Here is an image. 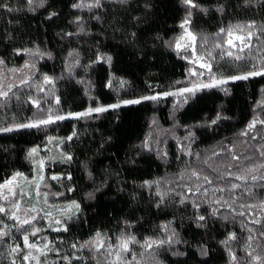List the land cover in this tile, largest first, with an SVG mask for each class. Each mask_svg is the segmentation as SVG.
<instances>
[{
    "label": "trees",
    "instance_id": "trees-1",
    "mask_svg": "<svg viewBox=\"0 0 264 264\" xmlns=\"http://www.w3.org/2000/svg\"><path fill=\"white\" fill-rule=\"evenodd\" d=\"M76 2L34 0L29 5L27 0H0L6 5L0 7V58L5 61L2 65L5 70L14 79L17 78L8 98H0V127L46 119L49 112L54 117L126 99H140L153 90L158 80L163 82L162 87H166L171 82L189 79L196 66L193 68L188 61L180 58L174 46L182 30L180 25L189 11L182 0H129L127 5H120L114 0H102L104 7L93 9L92 12L87 8H73ZM196 2L201 8L207 9L206 12L191 9L200 27L218 26L229 14L240 16L250 12L264 16V7L259 3L248 6L244 0ZM221 5L223 12L217 11ZM9 7L13 11H8ZM52 12L58 15L49 19ZM93 14L99 15L101 20L91 19ZM77 17H83L85 21L84 33H80L79 26L73 23ZM67 33L73 35L68 36ZM260 39L263 49L264 32ZM25 49L31 50L32 54L26 53ZM234 52L243 58L246 53L238 50ZM70 53H78V56ZM102 56H110L111 62H96ZM76 60L78 63H75ZM26 63L32 67L24 68ZM11 69L22 71L13 72ZM45 76L53 78L54 84H46ZM22 80H27V83H21ZM109 82L111 87H108ZM223 87L227 92L221 88H202L194 95L180 94L167 121L164 113L160 114L154 111L153 105L143 103L93 114L78 122L55 121L41 129H19L7 137L0 134V178L18 165L25 164V152L30 143L40 141L42 135L45 138L48 128L60 126L57 128L60 129L59 136L64 138V146L70 150L72 159L59 177L62 185L55 187L49 184L46 197L51 201L54 193L67 194L70 189H74L82 194L92 208L90 212H93L87 218H77L70 224L69 241L64 238L67 242L63 243V248L60 247L74 264L76 257H85L80 247L87 241L80 237L84 232L83 225L86 222L94 223L98 215L106 211L108 207L102 198L114 190L113 182H120L125 189H129L127 179L121 177L117 169L120 159L110 162L114 157L110 151L120 137H134L135 127L150 118L151 123L145 124V129H148L146 137L140 143L134 141L133 145H129L131 151L133 147L145 153L148 151L150 159L160 168L158 176L149 180L159 181L158 184L145 186L146 192L142 187L133 188L136 190L134 194L140 197L131 214L132 224L138 232L135 234L138 243L130 245L132 252L126 254L129 258L132 254L136 255L133 264H223L224 253H228L229 249L232 251L235 247H241L245 252V249L254 245L259 248L256 254L264 256V237L260 236V232L264 231V218L255 237L259 241L252 243V247H249L251 242L241 243L243 236L236 231L238 228L248 230L250 226L248 220L237 213V207L251 200H264V186L252 182L250 178L246 185L231 177L220 179L228 172L229 165L232 166V172L239 173L240 170L264 162V157L259 155L264 146V125L257 123L253 130L248 131V135H241L253 119L264 120V76L251 77L238 86L228 83ZM56 97H59V104L56 103ZM32 100H37L40 108ZM213 120L216 123H212ZM156 125V130H164V134L156 139L153 133L151 141L157 142L158 148L149 151L144 144ZM73 132L76 135L68 140ZM172 143L175 149L171 148ZM230 150L240 156L239 161L232 160L233 151ZM161 151L166 152L167 156H161ZM189 151H194L193 155H188ZM140 159L146 158L141 156ZM192 169L208 175L213 184L201 181L200 192L188 193L189 200L181 204V197L177 193L186 192L183 186L188 185L187 178ZM182 173L185 176L183 180L179 179ZM243 174H247L246 171ZM69 176L71 179L67 178ZM189 183L193 186L198 182ZM230 183L243 186L235 193L239 196L235 203L232 202V193L215 192L218 186ZM243 188H249L251 195L243 193ZM45 189L42 188V191ZM205 189L207 196L203 195ZM157 191L164 194L163 202ZM220 196L228 201L231 208L213 202ZM191 201L200 204L199 210L192 206ZM6 202L0 199V205L5 208ZM197 215L209 218L206 227L196 226L194 217ZM39 220L37 218L34 222ZM14 223L8 216L0 214V227L6 224L9 231V236L0 240V243L20 238L24 229L32 225L20 227L18 224L19 227H15ZM165 224L178 233L182 242L170 246V250L166 246L146 251L141 245L149 238L163 239L166 233L162 226ZM233 232L236 234L235 240L229 241L227 246L221 243ZM73 244L77 248H73ZM201 246L207 249L206 256L201 254ZM173 251L184 255H173ZM90 252L94 256L103 255V252ZM111 260L114 257L106 254L99 258V264H107Z\"/></svg>",
    "mask_w": 264,
    "mask_h": 264
},
{
    "label": "rangeland",
    "instance_id": "rangeland-1",
    "mask_svg": "<svg viewBox=\"0 0 264 264\" xmlns=\"http://www.w3.org/2000/svg\"><path fill=\"white\" fill-rule=\"evenodd\" d=\"M255 14V15H254ZM247 13L243 15H228L226 20L222 23H218V26L215 27H200L198 24L197 17L194 15V13L191 14V23L190 25H187L188 31H191L196 36L195 44L192 45L190 43V38H185L184 41H181L182 47L177 49L175 47V50L180 58L183 60H186L189 62L191 66H193V71H195L197 74L193 75L190 74V77L188 76V80H180L174 83H170L166 87H162L161 81H157L153 85V90L147 95V96H158L159 99L157 100H142L140 104L148 103V105L154 106V111H158L160 114L164 113L166 120L169 112L172 111V108H174V103L179 99V90L183 88H191L193 85H199L202 83H207L210 80V76L207 73L205 69H202L200 67V64L194 63L193 61L196 60L197 56L204 57L205 60L210 62L212 64V71L215 73L218 77L219 76H230V75H236V74H243L250 70H253V65L257 69L264 67V48L262 43V32L259 35V38H254L250 43L252 44L251 48H246L244 51L245 56L243 60H245V57L248 58V60L242 61V60H236L233 57H228L227 55H221L222 49L216 48L215 44L217 43H223L224 40L227 39L226 35H220L217 36V33H219L221 28H229L230 26L235 25H246L250 22H255L257 25V29H264L262 20L264 19V16L257 15V13ZM187 15V14H186ZM185 15V17H186ZM184 17V19H185ZM184 21V20H183ZM181 32L179 36L176 38L175 42L185 34V29L181 28ZM212 32L215 33L214 35H209ZM188 45V47H183V45ZM175 46V45H174ZM192 47L195 48V53L192 52ZM225 49H227V45H225ZM238 49H231L234 54H236L234 51ZM209 53H211V56H209ZM248 55V56H247ZM250 57V58H249ZM253 57V58H251ZM231 59V60H230ZM203 62V61H201ZM195 65V66H194ZM186 68V67H184ZM189 73V72H188ZM200 73H203V75H200ZM184 77V75H183ZM162 78V76H161ZM251 78V77H250ZM17 78L14 79L12 77V74L8 73L5 68L0 65V88H2L4 91H9V86H13L15 84L14 81ZM249 80V79H248ZM248 80H241V81H230L229 83L232 84V86H238L240 84H243L247 82ZM164 93H178L177 95H167L165 96ZM140 104L135 105H122L121 108H126L129 106H138ZM55 117V116H54ZM119 118V117H118ZM80 119H65V120H72L73 122H78ZM118 120V119H117ZM164 120V118H163ZM64 121V120H60ZM54 123V122H53ZM148 124L151 123L150 118L147 120ZM146 123H139L135 129H134V137L127 136V137H120L119 140L114 144L112 152V159L110 162L114 163L115 159L117 164V169L120 171L121 177H123L126 181H128L127 185L129 189H125L120 182H113L114 184V190L106 195L103 196V203L107 205V209L104 213H101L98 215V220L94 223L86 222L84 223V232L81 233L80 237L81 240H90L95 235L97 231L104 234L106 238L109 239L110 243L115 246L118 243V238L121 236L122 233L125 235H134L137 234V228L132 224V217L131 214L134 213V207L138 204L140 197L135 195L134 192L135 189L138 187H142L143 189L145 186V182H149V180H153L158 174L160 173V168L155 164L154 160L150 159L149 152L145 153L139 149H135L133 147L132 151L129 149V145H133L134 141H137L140 143V141L143 140L144 136L148 134V129H145ZM43 126L49 127L50 125H41L37 129H41ZM60 126H53L48 128V131L46 133V137L44 138V135H42V138L39 139L40 141H33L30 143L26 148V155H25V164L24 165H18L13 170H11L8 174L3 175L2 178H0V184H3L6 180L11 179L16 173H21L22 176L17 177V180L15 182V189L17 192V195L15 197L9 196V199L7 200V209L9 212L12 211L11 205L13 203H19L20 204V210L17 213V215L20 217V220H23L25 218L32 219V217H35V220L37 218H40V220L35 223L33 220L32 225L28 228L24 229V232L20 236V238L16 240H9L6 241V243H0V264H12V261L15 260L16 264H29V262L22 261L21 256L27 254L29 249L24 247V241L23 237L24 235L29 236V242L35 243L37 246L41 249L44 248L45 244L48 243L49 248H53V251H45L47 252V255L40 256L41 264H73L70 259L65 260L64 257H66L65 252L61 251L60 247L63 248V243H66L64 238H68L69 241V235H68V229L70 227V224L75 221L77 218L80 217H86L90 216L93 212L91 207H89L87 201L84 199L82 194L79 191H76L72 189L69 191V193H54L55 195L52 196L51 201L45 197L46 190L50 189V185L52 184L55 187H59L61 184L59 177L62 176V174L65 172V168L68 164V160L65 159L67 155L70 154V150L64 146V138H61L60 135ZM157 125L154 127V130L149 133L148 137V144L152 148V150H156L158 148L157 142L151 141V136H153V133L156 137V139L164 134V130L157 131L156 130ZM74 128V127H73ZM73 128L71 132L73 131ZM24 128H22L23 130ZM45 129V128H44ZM19 130V129H18ZM145 130V131H144ZM160 130V129H159ZM20 131V130H19ZM62 131V129H61ZM17 132V130L13 131ZM13 132H1L0 134H4L3 137H7L11 135ZM161 132V134H160ZM64 134V131H62ZM166 134V131H165ZM138 139H137V138ZM117 140V139H116ZM38 142V143H37ZM190 142V141H189ZM131 143V144H130ZM172 149H175V144H170ZM36 148L37 152L33 155H29L31 152V149ZM194 148V147H193ZM130 150V151H128ZM148 150V149H147ZM137 151H140L138 153ZM194 152V151H192ZM191 152V153H192ZM128 153V154H127ZM135 155L134 157H131L132 155ZM123 155H126L123 156ZM143 156L146 159H140V157ZM152 156V155H151ZM72 157V156H71ZM125 157V158H124ZM129 157V158H128ZM131 157V158H130ZM194 157V156H193ZM128 158V159H126ZM196 159V158H195ZM122 160V161H121ZM41 161H43V164L41 165ZM120 164V165H119ZM213 168V166H210V168ZM259 174V173H257ZM43 177L41 180L40 177ZM53 176L58 177V179H52ZM251 180V179H250ZM187 184L190 186V180L187 178ZM193 183L198 182L201 184V181H196L195 179L191 180ZM47 183V184H46ZM110 183V182H109ZM37 184L39 187L37 188ZM46 184V185H45ZM152 186V185H151ZM42 188H46L45 191H42ZM133 188H135L133 190ZM4 194L7 195V190H3ZM60 191V188H59ZM145 191V189H144ZM146 192V191H145ZM22 193V195H21ZM39 193V194H38ZM77 202L80 205V209H71L68 210V206L73 202ZM261 201H255L251 200L247 204H255L257 205L255 208H246V207H237V213L243 212L244 215H241L245 217L248 222L250 223L249 229H252L253 232L250 233L248 230H241L238 228L236 231L241 234L242 242L241 243H248V236L250 234L257 236L259 232L260 224H254L252 223L253 220H260L262 222V219L264 218V209L260 207ZM224 207H227V205H223ZM221 205V207H223ZM32 209H35V211H32ZM103 210V207L101 208V211ZM133 210V211H132ZM51 215H48V214ZM71 217V218H69ZM12 220V219H11ZM59 220L62 222L63 226L67 227V231H55L54 229L58 227H62V225L56 224V221ZM87 221V220H86ZM15 227H19L20 223L19 221H15ZM19 224V226H18ZM33 228H39L40 231L35 235H31V230ZM259 240L253 239L251 241V247L252 243L256 244ZM50 242V243H49ZM58 242L59 244H57ZM20 245V248L23 249L21 253L14 254L11 252V249L15 247L16 245ZM252 249L259 250V248H248L245 249V252L241 250V247H235L232 252H234L237 256V259L239 261V264H250L251 258L247 256V251H252ZM83 252V259H76L75 263L78 264H99V258L103 257V255H106L107 252L105 250H101L100 252H103V255L94 254L90 252V246L84 247L81 249ZM34 255H39L36 252H33ZM256 254V253H254ZM31 264H35V261H31ZM223 264H231L229 252L224 253V260ZM254 264V262H252Z\"/></svg>",
    "mask_w": 264,
    "mask_h": 264
},
{
    "label": "snow or ice",
    "instance_id": "snow-or-ice-1",
    "mask_svg": "<svg viewBox=\"0 0 264 264\" xmlns=\"http://www.w3.org/2000/svg\"><path fill=\"white\" fill-rule=\"evenodd\" d=\"M115 3H118L120 5H127L129 3V0H114ZM27 3L29 5L34 3V0H27ZM182 3L185 5V7L189 10L184 21L181 23L180 27L185 29V34L182 35L181 37H179V39L175 42V47L177 49L181 48V41H184L185 38H190V43L192 45L195 44L196 41V36L191 32L188 31L187 29V25H190L191 23V9H199L200 11H207V9H203L201 8V6L196 2V0H182ZM245 5L251 6L253 4L259 3L262 7H264V0H244ZM0 7H6V5H4L3 3H0ZM73 8L75 9H84L87 8L89 12H92L93 9H102L104 7V4L102 2V0H77L76 3H74L72 5ZM223 5L220 6V8L217 9V11L219 12H223ZM8 11H13L12 8H8ZM58 13L56 12H52L49 15V19H51L54 16H57ZM91 19H95L98 22L101 20V17L99 15L93 14L92 17H90ZM73 23L77 24L79 26V31L80 33H84L85 32V21L83 20V17H77L76 20L73 21ZM261 32H264V29H257V25L255 24V22H250L246 25H235V26H230L229 28L225 29V28H221L219 33H217V36L220 35H226L227 39L223 41V43H217L215 44L216 48H220L222 49L221 55H227L228 57H233L236 60H241L243 59V57H241L239 54H234L233 51H231V49L235 48L238 49V52H243L246 48H251L252 44L250 43L254 38H259V35ZM66 35L71 36L73 35V33H67ZM133 36L135 35V33L132 34ZM225 45H227V49H225ZM183 47H188V45H183ZM26 53L32 54L31 50L29 49H25L24 50ZM192 52L195 53V48L192 47ZM70 55H74V56H78V53H70ZM209 56H211V53H209ZM103 61L106 63H110L111 62V57L110 56H102V57H98V61ZM203 61V62H201ZM194 63H199L200 67L202 69H205L207 71V73L210 76V80L207 83H202L199 85H193V87L191 88H183L179 90V94H183V93H190V94H195L196 91L202 89V88H206V89H211V88H221L222 91L227 92V89L224 88V85H227L230 81L235 82V81H241V80H248L250 77H256V76H264V67H261L259 69H257L255 67V65H253V70H250L246 73L243 74H236V75H230L227 77L224 76H217L215 73H213L212 71V64L210 62H208L207 60L204 59V57L202 56H197L196 60L193 61ZM5 63V61L3 60V58H0V65H3ZM75 63H78V60L75 61ZM32 67L29 64H25L24 68H30ZM10 71L16 72V71H22V69H11ZM193 75H196L197 73L195 71L192 72ZM200 75H203V73H200ZM44 82L46 84H54V80L51 77L45 76L44 77ZM21 83H27V80H22ZM108 87H111V82H109ZM11 90V86H9V91ZM9 91H4L2 88H0V98L3 99H7L9 96ZM178 93H164L165 96L167 95H177ZM143 100H157L159 99L158 96H145L142 98ZM37 108H40V104L37 100H32L31 101ZM142 102L141 99H126V100H122L119 101L117 103L114 104H109L107 106L104 105H98L96 107H89L86 111L83 112H77V113H68L67 115H56L55 117L52 116L51 112H49L48 116L46 119H40V120H36V121H30L27 123H20V124H16L14 126H4V127H0V132H13L15 130L18 129H22V128H39L41 125H48L51 124L55 121H60V120H65V119H80V118H84V117H89L92 116L93 114H101V113H105L108 112L109 110H116L119 109L122 105L126 106V105H135V104H140ZM56 103L59 104L60 100L59 97H56ZM220 117L218 116L217 119H219ZM212 123H216V120H213ZM257 123L264 125V120H257V119H253L248 127L247 130H245L244 132L241 133V135H248V131L253 130ZM76 133L73 132L72 136H69L67 139L71 140L73 136H75ZM185 139H188V137H186ZM253 139H255V137H253ZM144 147L147 148L149 151L152 150V148L149 146V144L147 143V141L144 144ZM233 151L232 154V160L234 161H239L240 160V156H237L234 154V150H230ZM37 152L36 148L31 149V152L29 153V155H33ZM161 156L166 157L167 153L161 151L160 152ZM188 155H193L190 151L188 152ZM214 155H216V153H214ZM259 155L261 157H264V146H262L261 150L259 151ZM197 158H198V154H197ZM66 160L71 161L72 157L71 155H67L65 157ZM207 160L204 161L205 164H207ZM41 165L43 164V161L40 162ZM231 165L228 166L229 170L227 173L223 174L222 176H220V179H224L225 177H231L236 181H243V183L246 185L249 183V178L251 179L252 182H257L259 184H261V186H264V162L259 163L258 165H252L250 167H248L246 170H240L239 173L237 172H232L231 171ZM237 168L239 169V165H237ZM247 174H243V172H245ZM259 173V174H257ZM22 176L21 173H16L11 179L6 180L3 184H0V199H3L5 201H7L9 199V196L15 197L17 195L16 189H15V182L17 180V177ZM68 179H71V177H67ZM185 178L184 174L182 173L179 177V179L183 180ZM40 179L42 180L43 177L41 176ZM52 179H58V177L53 176ZM188 179L191 181L193 179H195L196 181H203L209 185L213 184V180L209 178L208 175H202V173L196 169H192L190 172V175L188 176ZM152 183H159V181L156 182H145V184L149 187H151ZM39 187V185L37 184V188ZM183 187L186 188V192L185 193H177L178 196H180V201L179 203L183 204L186 201L189 200L188 197V193H197L200 192V189L202 187V184H194L193 186L189 187L188 185H184ZM242 184L240 183H230L229 185L226 186H218L215 189V192H219V193H225V192H229L233 194L232 197V202L235 203L237 199H239V196H236L235 193L237 192V190L242 189ZM7 190V195L4 194L3 190ZM71 191V189H70ZM243 193L251 195V191L249 188H243ZM39 194V193H38ZM207 189L204 190L203 195L207 196ZM22 195V193H21ZM92 195V194H89ZM157 195H159L161 197V202H163V195L162 193H160L159 191H157ZM47 196V193H45V197ZM215 204H219V205H227L228 207L231 208V205L228 203L227 200L224 199L223 196H220L218 198H216L213 201ZM191 204L194 208H196L197 210H199L200 208V204L197 203L196 201H191ZM257 205L255 204H242L241 207H246V208H255ZM157 207H159V205H157ZM260 207L262 209H264V201L261 202ZM12 211L9 212V210L7 208H5L3 205H0V214H3L5 216H8V218L12 219L13 221H19L20 223V227H24L25 225H31L32 221L35 220V217H32V219H23L20 220V217L17 215V213L20 210V204L17 203H13L11 205ZM76 209L79 210L80 209V205L73 201L69 206H68V210L71 209ZM32 211H35V209H32ZM234 211V209H233ZM213 215H215V211H213L212 213ZM239 215H244L243 212L238 213ZM48 215H51L50 213ZM71 218V217H69ZM195 221H196V226L197 227H201L204 228L207 226V221H208V217L204 216V215H197L194 217ZM252 223L254 224H260L261 221L260 220H253ZM56 224L58 225H62V222L57 220ZM8 229V225H3V227H0V240H3L5 238H7L9 236V231ZM163 232L166 233V235L164 236L163 239H146L144 241V243L141 245L146 251H151L153 248H165L166 246H168L167 250H170V246L174 245V244H179L182 241L179 239L178 233L175 232L174 229L170 230L168 225L165 224L162 226ZM55 231H67V227L63 226L62 227H58L56 229H54ZM40 231L39 228H33L31 230V235L35 236L38 232ZM249 232L252 233L253 230L249 229ZM260 236L264 237V231L260 232ZM236 239V234L230 233L227 240L222 241L221 243H223L225 246L228 245L229 241H233ZM253 239H255V236L250 234L248 236V241L251 242ZM23 241H24V247L29 249V251L27 252V254L21 256L22 261H26L29 262V264H31V261H35V264H41L40 261V256H45L47 255V252L45 251V249H47V251H53V248H49L48 243L45 244L44 248L41 249L37 246V244L35 243H30L29 242V236L28 235H24L23 237ZM50 243V242H49ZM134 243H138L137 239L135 236L132 235H125L124 233L121 234V236L118 238V243L113 246L109 239L106 238L104 236V234H102L101 232L97 231L95 233V235L92 237V239L86 241L84 244L80 245L81 248L83 247H88L90 246V251L94 250L95 252H100L101 250H105L107 252V254L109 256H113L114 260L108 261L107 264H133V261H136V255L132 254L131 257L129 258L126 254L131 253L132 249L130 247V245L134 244ZM73 248H77L76 244L72 245ZM249 247H251V244L249 243ZM23 251V249L20 248V245H16L15 247H13L11 249V252L14 254H19ZM33 252L38 253L39 255H34ZM256 253V249H252V251H247V256L251 258L250 264H252V262H254V264H264V256L260 255V254H254ZM173 255H184V253H180L178 251H173L172 253ZM201 254L206 256L208 254L207 249L204 246H201ZM143 255V254H141ZM229 257H230V261L231 264H239V261L237 259V256L234 252L231 251V249H229ZM77 259H80L79 257H76ZM65 260H68V257H64ZM12 264H16L15 260L12 261ZM70 264V261H69ZM138 264V262H137Z\"/></svg>",
    "mask_w": 264,
    "mask_h": 264
}]
</instances>
